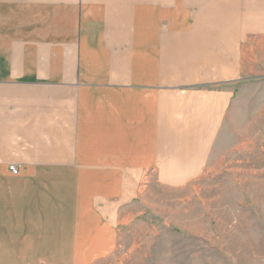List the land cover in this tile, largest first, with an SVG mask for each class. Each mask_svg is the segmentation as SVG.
I'll return each mask as SVG.
<instances>
[{"label": "crops", "instance_id": "crops-1", "mask_svg": "<svg viewBox=\"0 0 264 264\" xmlns=\"http://www.w3.org/2000/svg\"><path fill=\"white\" fill-rule=\"evenodd\" d=\"M263 33L264 0H0V264L113 255L146 185L204 174Z\"/></svg>", "mask_w": 264, "mask_h": 264}, {"label": "rangeland", "instance_id": "rangeland-1", "mask_svg": "<svg viewBox=\"0 0 264 264\" xmlns=\"http://www.w3.org/2000/svg\"><path fill=\"white\" fill-rule=\"evenodd\" d=\"M216 120L210 165L196 181H152L123 209L116 252L95 264H264V33L248 34Z\"/></svg>", "mask_w": 264, "mask_h": 264}, {"label": "built area", "instance_id": "built-area-1", "mask_svg": "<svg viewBox=\"0 0 264 264\" xmlns=\"http://www.w3.org/2000/svg\"><path fill=\"white\" fill-rule=\"evenodd\" d=\"M10 170H11L12 172H14V173H18L19 168H17V166H15V165H11V166H10Z\"/></svg>", "mask_w": 264, "mask_h": 264}]
</instances>
